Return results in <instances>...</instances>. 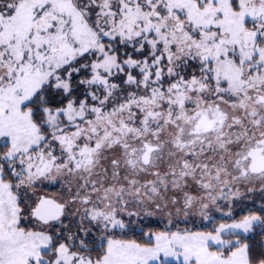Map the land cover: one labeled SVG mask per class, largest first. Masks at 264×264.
Wrapping results in <instances>:
<instances>
[{"label": "snow or ice", "instance_id": "obj_1", "mask_svg": "<svg viewBox=\"0 0 264 264\" xmlns=\"http://www.w3.org/2000/svg\"><path fill=\"white\" fill-rule=\"evenodd\" d=\"M0 264H264V0H0Z\"/></svg>", "mask_w": 264, "mask_h": 264}]
</instances>
